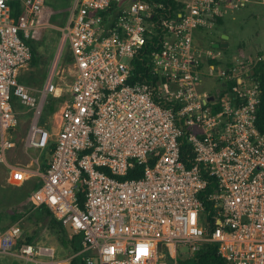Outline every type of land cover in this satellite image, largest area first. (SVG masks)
<instances>
[{
    "label": "built area",
    "instance_id": "obj_1",
    "mask_svg": "<svg viewBox=\"0 0 264 264\" xmlns=\"http://www.w3.org/2000/svg\"><path fill=\"white\" fill-rule=\"evenodd\" d=\"M14 1L0 0V164L15 181L38 178L33 206L82 235L85 264H176L180 246L193 253L206 242L227 264H264L252 60L195 43L225 9L252 0H72L38 87L20 78L49 12L45 0H19L15 18ZM66 46L72 80L54 133L39 123ZM15 103L29 114L28 164L7 160ZM21 232L19 222L0 229V253L53 264L52 247L17 245Z\"/></svg>",
    "mask_w": 264,
    "mask_h": 264
},
{
    "label": "rangeland",
    "instance_id": "obj_2",
    "mask_svg": "<svg viewBox=\"0 0 264 264\" xmlns=\"http://www.w3.org/2000/svg\"><path fill=\"white\" fill-rule=\"evenodd\" d=\"M71 5L72 0H45L49 18L41 31V37L37 41L40 44L37 45V48L42 55H48L50 61L54 56L59 42L60 29L66 23ZM242 7L232 10L225 9L223 15L219 17L221 22H216L213 26H207L196 32L195 43L203 47L202 45L211 40H220L221 35L225 34L229 38V45L224 51L226 58H230V55L241 56L238 46L244 44L242 46L244 58H250L252 61L257 60V56L254 54L256 50L264 53V8L260 6L263 10L259 9V11L253 12L249 8ZM67 56H69V49L66 46L57 67L55 78L57 89L54 92L56 94L48 100V102L53 101L55 103V109L53 112L44 110L39 123V125L45 124L54 133L58 129L60 110L68 101L69 84L72 80V74L69 71L71 66L67 62ZM48 63H30L24 70L21 78H25L26 83L33 87L40 86L47 72ZM205 84L207 87H212L213 90L216 88V82L212 78H208ZM16 110L19 112V123L15 133L16 146L11 151L9 160L26 163L29 160V155L23 151L22 142L29 126V121L27 120L28 113L24 111L25 109L22 106L16 107ZM32 183L28 181L23 186L22 182L15 181L11 177V171L7 167L0 164V227H6L19 220L18 222L22 231L20 239H25L29 235L34 238L33 244L42 243L54 246L55 255H60L62 250L65 254L72 255L67 250L65 252L61 247L58 230L54 232L46 224L47 220L29 218L31 211H26V207H33V203L26 193L30 186H32ZM14 213H17L18 217L12 222L11 216ZM67 232L70 233L68 230ZM179 253L180 255L177 256V258L180 257L179 259H183L189 254L185 246L179 247ZM164 260L168 261L169 259L166 257ZM16 263H19L16 258L0 254V264Z\"/></svg>",
    "mask_w": 264,
    "mask_h": 264
},
{
    "label": "trees",
    "instance_id": "obj_3",
    "mask_svg": "<svg viewBox=\"0 0 264 264\" xmlns=\"http://www.w3.org/2000/svg\"><path fill=\"white\" fill-rule=\"evenodd\" d=\"M19 0H15L13 5L15 7L14 16L15 18L19 15L18 9ZM50 4V3H49ZM220 18L218 17L216 21L219 22ZM40 43L35 41L30 43L32 57L30 63L37 64L38 62L48 63L50 62V58L48 55H42L37 48V45ZM239 53L243 56V52L241 47ZM227 49V48H226ZM226 49H223L224 51ZM263 53L258 52L257 60L252 61L251 63V70H252V78L257 82L260 98L259 104L257 106V118H256V125L260 132L264 133V58L262 57ZM67 61H70V55L67 56ZM49 64V63H48ZM25 78H20L21 81ZM55 109V103L53 101H49L48 104L45 106V110L47 112H53ZM53 147V145H50ZM132 174L126 175V177H132ZM39 185V182L34 181L32 183L31 188L34 190ZM212 184L209 181V185L207 189H210ZM27 194V193H26ZM27 196V195H26ZM205 206L209 208V204L205 203ZM26 211H31L29 218H34L35 220H47L46 224L52 228L54 232L58 230V234L60 235V244L64 250H67L69 254L75 255L72 258V264H85L82 260L83 253L76 254L82 248V235L80 233H68L67 228L63 227L60 222H58L52 215L51 211L45 206H38L33 208L32 206L26 207ZM213 213V212H212ZM18 217L17 213H14L11 216V221H15ZM1 218V217H0ZM7 227V226H6ZM6 227L1 226L0 229H5ZM34 238L32 236H27L25 239H18V245L22 242L26 243H33ZM189 255V256H188ZM187 257L183 259H177L178 264H227L226 261L220 257L217 253V247L213 243H204L201 248L193 253H189Z\"/></svg>",
    "mask_w": 264,
    "mask_h": 264
},
{
    "label": "crops",
    "instance_id": "obj_4",
    "mask_svg": "<svg viewBox=\"0 0 264 264\" xmlns=\"http://www.w3.org/2000/svg\"><path fill=\"white\" fill-rule=\"evenodd\" d=\"M260 4L258 3V0H252L250 3H248V4H246V5H244V7H242V8H249L251 11H253V12H256V11H259V9L260 10H263L262 8H264V7H262L261 5V7L259 6ZM216 22H218V21H216ZM219 22H221V19L219 20ZM228 40H229V38L226 40L227 42H228ZM221 41H223V39H221V37H220V40H211V41H209V42H207L206 44H204V45H202L203 47H208L209 45H211L213 42H221ZM243 44V43H242ZM228 45H229V42H228ZM244 45V44H243ZM243 45H239L238 47H241V49H242V46ZM224 49H226V48H224ZM258 52H262V51H260V50H256V52L254 53V54H256V56H257V54H258ZM263 53V52H262ZM262 57H264V53H263V56ZM18 106H20L18 103H15V110H16V107H18ZM27 114V113H26ZM28 121H29V114H28V119H27ZM18 123H19V118H18ZM18 126V125H17ZM16 129H17V127H16ZM16 129H15V131H14V139H15V141H16V138H15V133H16ZM12 151V150H11ZM11 151H9L8 153H7V160H8V162L9 163H20V164H28L29 163V160H30V156H34V155H36L37 154V152L36 151H29V153H26L24 150V152L26 153V154H28L29 155V160H28V162H26V163H21V162H12V161H10L9 160V155H10V153H11ZM44 158H45V156H44ZM3 165V164H2ZM5 166V165H4ZM46 165H45V163L42 165V167L44 168ZM6 167V166H5ZM43 168H42V170H43ZM28 181H31V183L32 182H34V181H37V182H39L38 181V178L37 177H28V178H26L25 180H23V181H21L22 182V185L24 186L25 185V183H27ZM32 191H33V189L31 188V186H30V188L27 190V195H28V198H30L31 199V193H32ZM32 202V201H31ZM33 208H36L35 206H33ZM54 217V216H53ZM19 220H17L16 222H18ZM16 222H14V223H16ZM13 224V223H12ZM11 225V224H10ZM9 225H7V227H8ZM68 231H70L69 229H68ZM71 232V231H70ZM38 244V243H37ZM42 244V243H41ZM47 246H50V247H52L53 249H54V255H53V257H52V259H53V264H72V258L75 256V255H67V254H65L64 253V251L62 250V253L60 254V255H55V248H54V246H51V245H47ZM61 250V249H60ZM65 252H66V250H65ZM1 254V253H0ZM5 255H7V254H5ZM9 256H12L13 258H16L18 261H19V263H16V264H24V261L23 260H21V259H19L18 257H15V256H13V255H9ZM38 259L39 260H41V261H48L49 260V257H45V256H41V257H38ZM178 259V258H177ZM82 260L84 261V259H83V257H82ZM85 262V261H84ZM168 264H174V261L173 260H170L169 262H168ZM176 264H178V261L176 260Z\"/></svg>",
    "mask_w": 264,
    "mask_h": 264
},
{
    "label": "water",
    "instance_id": "obj_5",
    "mask_svg": "<svg viewBox=\"0 0 264 264\" xmlns=\"http://www.w3.org/2000/svg\"><path fill=\"white\" fill-rule=\"evenodd\" d=\"M221 39H223V41H221V42H213L211 44V46L214 47V48H227L228 42L226 40L228 39V36L225 35V34H222L221 35ZM209 99H212V97H209Z\"/></svg>",
    "mask_w": 264,
    "mask_h": 264
}]
</instances>
